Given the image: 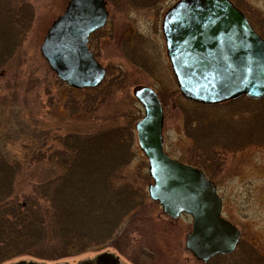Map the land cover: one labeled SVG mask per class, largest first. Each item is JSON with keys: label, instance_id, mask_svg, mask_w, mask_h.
<instances>
[{"label": "rangeland", "instance_id": "rangeland-1", "mask_svg": "<svg viewBox=\"0 0 264 264\" xmlns=\"http://www.w3.org/2000/svg\"><path fill=\"white\" fill-rule=\"evenodd\" d=\"M177 1L107 0L110 19L93 35L91 49L109 68L106 83L116 85L115 93L99 102L98 109L90 106L88 110L87 105L84 109L78 106L87 104V92L60 81L41 52L49 28L65 12L69 0H0V191L10 195L8 201L14 208L25 205L24 197L31 194L33 185H44L61 175L63 167L57 162L59 153L68 148L65 138L90 137L97 132L104 138L118 132L119 142L131 151L128 160L115 168V175L128 179L137 198L134 210L113 224L106 222L112 211L107 214L105 198L101 203L97 192L109 184V164L100 168L93 163L95 153H84L83 164L73 159L67 166L75 174L73 183L79 182L74 185L85 186L100 204L95 224L88 222L81 228L88 235L86 240L93 242L74 256L56 260L59 252L53 250L54 243L40 245L29 256L18 252L19 244L7 238L10 247L0 255V264L20 260L87 264L105 253L121 264L202 263L186 248L192 219L188 215L169 218L149 197L153 180L134 127L144 110L133 94L136 87L146 85L162 90L166 152L182 163L203 167L223 201L222 216L242 232L240 246L233 253L236 257L221 258L218 264H264V99L241 100L214 111L196 109L182 100L162 33L163 18ZM231 1L250 16L264 39V0ZM129 37L133 43L125 42ZM143 56L152 70L143 63ZM164 83L170 89L168 95L165 86L160 87ZM106 151L99 152L100 162L121 154ZM8 172L11 178H2ZM37 252L43 260L36 257Z\"/></svg>", "mask_w": 264, "mask_h": 264}, {"label": "water", "instance_id": "water-1", "mask_svg": "<svg viewBox=\"0 0 264 264\" xmlns=\"http://www.w3.org/2000/svg\"><path fill=\"white\" fill-rule=\"evenodd\" d=\"M108 20L105 0H69L49 28L41 52L57 77L70 87H98L104 70L89 51L91 34ZM162 31L181 96L202 105L247 97L264 98V39L230 0H178L166 12ZM144 108L137 122L139 146L149 163L151 200L170 218L191 216L186 248L200 262L234 253L241 231L222 217L216 185L204 172L164 150V111L156 92L136 87Z\"/></svg>", "mask_w": 264, "mask_h": 264}, {"label": "trees", "instance_id": "trees-1", "mask_svg": "<svg viewBox=\"0 0 264 264\" xmlns=\"http://www.w3.org/2000/svg\"><path fill=\"white\" fill-rule=\"evenodd\" d=\"M113 93H115L113 84H106L100 89L90 90L89 93H84L85 98H87V104L79 103L78 106L81 109H84V105H87L88 110L90 106L93 107V109H98V103H102L103 100L109 95L112 96ZM244 99L245 98L238 101ZM183 101L196 109L210 108L213 111L219 109V106H202L186 100ZM238 101L230 102L225 105L238 103ZM204 127L208 128L209 126H205L204 124ZM98 131L101 132L102 130L99 129ZM103 139H105L106 142L105 147H103L105 143ZM120 139L121 135L118 132L110 133V135L104 138L101 134H98V132L90 137L73 138V136H71L69 139L65 138L64 140L67 141L66 146H68V148L66 149L67 151L65 150L63 153H59L61 157L57 162L63 167L61 175L58 176L57 180L47 181L44 185L43 183L33 185L34 187L31 194L24 197L25 205H21L20 207L17 206V208L11 206V202L8 201L11 198L10 195L7 194V196H5L4 190L2 189V192L0 191V214L1 218H3V220H0V242H2L0 245V255L3 253L6 254L7 248L10 247L6 240L7 238L19 244L16 248L18 252L26 253L29 256H33L32 254H34L36 248L40 245L54 243L55 247L53 250L59 252L58 254L56 253L58 255L55 257L57 258L56 260L69 255L74 256L88 247L86 244L93 242L92 240H86L88 235L85 233L82 234L81 228L88 225V222H90V224H95V216H97L96 207L100 204L96 201L97 196L89 194L85 186L80 187L74 185L79 182L73 183L75 174L70 171L71 169H68L69 165L67 166V163H70L73 159H75V162L78 161L77 163L79 165L83 164L84 161L81 160V157L84 156V153H95L96 156H94L95 160L93 163L97 162V165H101L100 168H102L103 164H109L107 170L109 184H107L106 188L103 190L104 193L97 192L101 203L105 198L104 204L109 209L107 210V214L109 211H112L109 217H107L106 222L113 224L122 216H126L134 210L135 207H137V198L134 197V190L131 187L133 185L127 182L128 179L125 176L115 175L117 174L115 168L128 160V154L131 151L130 147L119 142ZM100 140L103 143L100 144ZM115 143H117L118 146H116ZM102 148L106 149V152H121V154L114 158L112 156L107 162H100L98 155L101 153ZM2 162L7 165L10 163L5 160H2ZM2 178H11L10 173L9 175H3ZM1 184H3V182ZM52 186L55 187V191H53ZM49 205L50 207H48ZM235 255L237 254H233L231 257H236ZM250 256L257 259V257L252 254H250ZM36 257L43 260V256L38 252ZM228 257L230 256H217L207 264H218L221 258ZM260 260L262 259L260 258ZM258 262L259 264H263V261Z\"/></svg>", "mask_w": 264, "mask_h": 264}, {"label": "flooded vegetation", "instance_id": "flooded-vegetation-1", "mask_svg": "<svg viewBox=\"0 0 264 264\" xmlns=\"http://www.w3.org/2000/svg\"><path fill=\"white\" fill-rule=\"evenodd\" d=\"M109 2H107V0H106V4H107V12H108V20H107V23H106V25L102 28V29H104L106 26H107V24H108V21H109V19H110V11L108 10V6H109V4H108ZM237 6V5H236ZM238 7V6H237ZM239 8V7H238ZM240 9V11H242L243 13H244V15L247 17V19H248V21L250 22V24L254 27V26H256L255 25V23H253V21H252V19L250 18V16L249 15H247V13L243 10V9H241V8H239ZM163 22V21H162ZM255 28V27H254ZM102 29H100V30H98V31H96V32H94L93 34H91L90 35V37H89V41H88V48H89V51L93 54V56H94V58L96 59V54H94V52L92 51V49H91V43H92V38H93V35H95V34H97L99 31H101ZM162 33H163V31H162ZM164 36V35H163ZM165 39V38H164ZM126 40V41H125ZM124 41L125 42H131V43H133V40H132V37H129L128 39H125ZM149 46V45H148ZM165 46H166V43H165ZM150 59V58H149ZM97 60V59H96ZM151 60V59H150ZM98 61V60H97ZM142 61H143V63L145 62V63H147V65H146V67L148 66V67H150L149 66V62H148V58L146 57V56H143V58H142ZM99 62V61H98ZM99 64L101 65V67H102V69L104 70V72H105V74H104V78H103V80H102V83L98 86V87H96V88H94V89H83V90H80V91H85V92H88L89 93V91L90 90H95V89H100V88H102V87H104L106 84H113L114 86H116L113 82H108V83H106V81H107V78L110 76V74H109V68L108 67H105L104 65H102L100 62H99ZM49 65V64H48ZM171 67V66H170ZM50 68V67H49ZM51 69V68H50ZM150 69L152 70L153 69V67H150ZM52 70V69H51ZM53 71V70H52ZM55 73V72H54ZM56 74V73H55ZM57 76V75H56ZM110 78V77H109ZM59 79V78H58ZM60 80V79H59ZM125 80V79H124ZM61 81V80H60ZM124 83V82H123ZM166 83H164V85L163 84H161L160 85V87L162 88L163 86H165V87H163L164 88V92L166 93V95H168V91L170 90L169 89V87H167L166 85H165ZM169 84V83H168ZM136 86H139V85H136ZM145 87H149V88H151V89H153L156 93H157V95H158V97H159V100H160V102H161V104H162V106H163V108H164V106H165V104H164V102L162 101V90H159V89H155V88H153V87H151V86H148V85H146ZM241 99H243V98H241ZM246 99V98H245ZM243 100V101H245V102H253V101H251V100H249V99H246V100ZM137 100V99H136ZM238 100H240V99H238ZM238 100H236V102L238 101ZM138 101V100H137ZM232 102H235V101H232ZM138 103H140L139 101H138ZM228 103H230V102H228ZM225 104H227V103H224V104H222V105H220L219 107H222V106H225V107H222V108H226V107H232L234 104L233 103H231V104H228V105H225ZM141 105V104H140ZM135 116H136V114H135ZM141 118H139L137 121H136V123L140 120ZM136 123H135V125H134V127L136 126ZM136 130V129H135ZM206 174V173H205ZM207 175V174H206ZM207 177H208V175H207ZM209 178V177H208ZM217 187V186H216ZM181 217V216H180ZM180 217H178V218H180ZM188 217H190V216H188ZM177 218V219H178ZM191 218V217H190ZM241 240H242V233H241ZM241 243V242H240ZM114 256L113 255H111V254H103V255H101V256H98V258L96 259V261H94L93 263L92 262H90V263H87V264H121L120 263V261H119V259H116L115 257L113 258ZM9 264H43V263H39V262H34V261H29V262H27V261H25V260H20V261H17L16 263H9Z\"/></svg>", "mask_w": 264, "mask_h": 264}]
</instances>
